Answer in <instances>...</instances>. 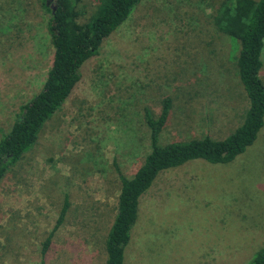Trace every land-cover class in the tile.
<instances>
[{
    "label": "rangeland",
    "instance_id": "1",
    "mask_svg": "<svg viewBox=\"0 0 264 264\" xmlns=\"http://www.w3.org/2000/svg\"><path fill=\"white\" fill-rule=\"evenodd\" d=\"M225 1L142 0L102 42L0 181V264H105L118 173L131 177L144 160V110L157 115L164 97L172 108L161 143L224 138L240 124L249 101L237 45L213 24ZM84 6L80 21L96 8ZM50 24L40 0H0V136L46 78ZM261 58L264 81V46ZM263 244L264 125L229 163L198 159L160 172L140 197L124 264H245Z\"/></svg>",
    "mask_w": 264,
    "mask_h": 264
},
{
    "label": "trees",
    "instance_id": "2",
    "mask_svg": "<svg viewBox=\"0 0 264 264\" xmlns=\"http://www.w3.org/2000/svg\"><path fill=\"white\" fill-rule=\"evenodd\" d=\"M141 1L40 0L50 13L52 61L40 90L19 106L12 125L0 136V181L34 146L46 122L70 97L87 61L98 54L102 42L126 21ZM49 2L53 7L48 6ZM90 2L95 4V11L80 21L84 5ZM213 22L217 31L237 45V74L249 101L242 121L224 138L203 135L161 143V133L172 108L171 98L162 99L157 115L149 108L144 110L150 149L131 177L118 173L120 191L111 228L104 240L105 264H124L140 197L160 172L198 159L211 164L229 163L253 144L264 125V81L260 76L264 0H226L213 14ZM67 199L65 195L54 229L64 221ZM245 264H264V244L252 252Z\"/></svg>",
    "mask_w": 264,
    "mask_h": 264
},
{
    "label": "water",
    "instance_id": "3",
    "mask_svg": "<svg viewBox=\"0 0 264 264\" xmlns=\"http://www.w3.org/2000/svg\"><path fill=\"white\" fill-rule=\"evenodd\" d=\"M48 4V3H47Z\"/></svg>",
    "mask_w": 264,
    "mask_h": 264
}]
</instances>
